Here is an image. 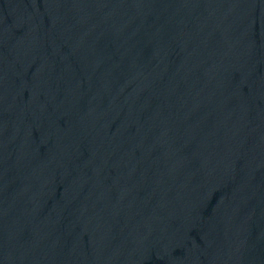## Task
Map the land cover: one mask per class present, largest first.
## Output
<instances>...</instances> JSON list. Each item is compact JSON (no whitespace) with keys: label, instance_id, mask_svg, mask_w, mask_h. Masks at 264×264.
Listing matches in <instances>:
<instances>
[{"label":"water","instance_id":"obj_1","mask_svg":"<svg viewBox=\"0 0 264 264\" xmlns=\"http://www.w3.org/2000/svg\"><path fill=\"white\" fill-rule=\"evenodd\" d=\"M0 264H264V0H0Z\"/></svg>","mask_w":264,"mask_h":264}]
</instances>
